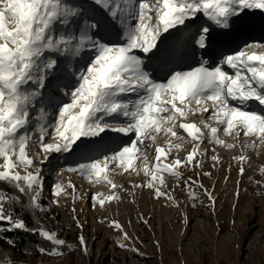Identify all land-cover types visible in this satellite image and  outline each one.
<instances>
[{"label": "snow or ice", "instance_id": "obj_1", "mask_svg": "<svg viewBox=\"0 0 264 264\" xmlns=\"http://www.w3.org/2000/svg\"><path fill=\"white\" fill-rule=\"evenodd\" d=\"M256 31L264 33V0H0V183L17 193L0 190V239L15 247L4 233L22 231L50 242V248L35 245L41 255L72 251L39 218L66 195L56 183L53 199L42 206L45 178L35 162L44 164L53 154L74 156L78 163L68 171L113 189L121 186L109 179L110 165L112 172L142 171L143 187L172 199L162 190L166 174L179 185V166L195 162L203 168L204 145L234 146L220 138L221 130L264 145V51H258L264 50V34L254 37ZM195 113L209 114L202 122L207 135L195 124H177ZM179 130L192 149L166 162L173 148L182 147L171 140H183ZM159 133L170 134L167 148L155 147L152 167L141 152L144 162L135 167L136 152L152 147ZM34 145L40 151L30 155ZM111 146L117 150L109 151ZM235 159L243 175L249 158ZM184 184L191 194L195 182ZM205 192L214 209L216 197ZM240 194L238 188L237 199ZM17 206L36 227L16 214ZM113 227L122 230L118 222ZM128 239L122 232L117 247L125 248ZM78 241L87 253L82 234Z\"/></svg>", "mask_w": 264, "mask_h": 264}, {"label": "rangeland", "instance_id": "obj_2", "mask_svg": "<svg viewBox=\"0 0 264 264\" xmlns=\"http://www.w3.org/2000/svg\"><path fill=\"white\" fill-rule=\"evenodd\" d=\"M252 35L259 38L262 34L254 32ZM207 114L195 113L177 124H195L207 135L200 121ZM209 123L217 126L214 121ZM179 132L183 140L175 137L171 140L182 147L173 148L166 162L177 156L186 157L192 149L190 137L183 130ZM108 135L120 137L123 143L130 142L122 134ZM219 136L234 146L204 145L208 151L203 168L195 162L187 167L179 166L182 174L179 185L174 177L165 175L167 188L162 190L168 191L172 199L157 198L153 190L143 187L147 178L142 171L139 175L132 169L118 168L112 172L110 165L109 179L121 186L113 189L106 181L97 183L79 173L65 171L78 163L74 156L53 154L44 164L36 161L45 178L43 207L53 199L54 184L60 183L65 189L66 195L62 194L59 204L52 205L47 214L50 230L72 246V251L65 248L63 255H53L44 264H264V145L253 137L241 136L234 140L222 130ZM169 138L170 134H157L152 147L136 152L134 166L139 168L144 162L141 152L147 155L149 166H154L155 147L167 148ZM45 139L51 142L50 138ZM108 150H117V146ZM37 151H40L39 145L29 149L30 155ZM214 155L218 161L212 160ZM240 155L249 158L243 165V175L239 173L241 164L235 159ZM204 172L210 175L205 176ZM189 179L195 182L191 194L184 184V180ZM201 184L203 188L198 186ZM238 188L241 194L237 199ZM205 189L216 197L214 209L210 207ZM109 196L112 199L109 200ZM100 199H104L103 205ZM141 218L147 219L148 225ZM76 220L82 222L83 228L77 226ZM113 222H118L122 230L114 228ZM122 232H127L129 237L123 240L125 248L117 247L122 241ZM81 234L87 241V253L80 250L78 237ZM131 248L137 252L129 251ZM12 255L11 250L0 248V262L9 261Z\"/></svg>", "mask_w": 264, "mask_h": 264}, {"label": "trees", "instance_id": "obj_3", "mask_svg": "<svg viewBox=\"0 0 264 264\" xmlns=\"http://www.w3.org/2000/svg\"><path fill=\"white\" fill-rule=\"evenodd\" d=\"M0 190H5L9 196L17 194L16 190L10 187L7 183H0ZM15 212L17 215H22L28 227L31 228L37 226L34 222V218L28 212L21 213L18 206L15 208ZM39 218L41 223L50 229L48 222L49 215L47 213H42L40 214ZM4 236L15 239L16 246L11 247L4 239H0V248L9 249L13 253L12 258L9 261L0 262V264H9L10 261L15 262V264H44V262L52 259L53 257V255H41L35 249V245L37 243L43 244L45 247L50 248L52 247L50 242L39 240L37 236H34L28 232H8L4 233ZM25 248L30 249V252L27 255L24 253Z\"/></svg>", "mask_w": 264, "mask_h": 264}, {"label": "bare ground", "instance_id": "obj_4", "mask_svg": "<svg viewBox=\"0 0 264 264\" xmlns=\"http://www.w3.org/2000/svg\"><path fill=\"white\" fill-rule=\"evenodd\" d=\"M262 34H264V33H262ZM241 46H242V45H241ZM207 116H208V114L205 115V116H203V117L200 119V121H201V122L206 121V120H207ZM65 171L69 172L67 169H66Z\"/></svg>", "mask_w": 264, "mask_h": 264}]
</instances>
